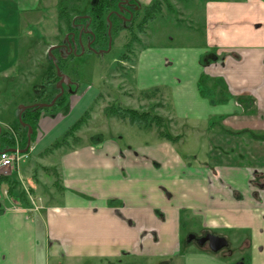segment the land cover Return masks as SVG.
<instances>
[{"label": "crops", "instance_id": "crops-1", "mask_svg": "<svg viewBox=\"0 0 264 264\" xmlns=\"http://www.w3.org/2000/svg\"><path fill=\"white\" fill-rule=\"evenodd\" d=\"M181 6L178 13L199 19L201 43L146 44L122 79L134 95L122 102L138 110L155 103L154 114L168 121L175 139L161 137L155 126H135L148 129L153 143L122 146L117 129L126 120L103 107L91 111L76 141L46 151L104 90L118 92L111 79L101 90L72 86L62 107L41 113L25 163L0 171V176L13 173L30 194L29 204H22L0 181V264H46L60 256L77 262L110 259L108 264L124 257L157 259L155 264H227L217 255L184 248L188 231L205 230L227 232L234 242L251 245L253 264H264V187L255 197L250 185L254 172L264 176V0H185ZM11 16L1 22V37L18 34L24 25L17 11ZM37 51L35 65H0V77L17 78L19 84L0 110V131L16 130L2 114L22 118L30 91L38 95L51 68H40ZM92 126L100 138L94 143ZM190 141L206 146L207 159L194 155L189 161L177 152L176 144Z\"/></svg>", "mask_w": 264, "mask_h": 264}, {"label": "rangeland", "instance_id": "rangeland-1", "mask_svg": "<svg viewBox=\"0 0 264 264\" xmlns=\"http://www.w3.org/2000/svg\"><path fill=\"white\" fill-rule=\"evenodd\" d=\"M140 1L141 2H139V4L142 9V6L148 0ZM184 1L185 0H167V3L169 2L171 5L173 4L170 7H168L166 2H163L162 13L158 14L156 19L147 24L145 35L137 34L138 32L134 27V25L137 24V22L140 20L142 14L141 9H139L140 12L138 11L137 14L134 13V16L130 22H121V20H119V17L113 16V13L111 14V12L109 11H106L104 13L105 23L103 33L96 44V50L102 51H100V53L88 51L83 53L82 48L80 47L78 53L72 59V62H63L64 64L66 63L64 65V71L70 74L73 79H77V84L81 83V85L84 84L88 87L101 90L102 84L105 83L107 79H111L112 81L116 80L118 82V92L114 91L113 89L111 90V88H109L110 90H104V93L100 94L97 97L96 101L92 102V104L88 106L87 110L90 111V113L95 112L96 110L100 111L103 107L106 114V111L108 109H114L115 107H127L125 102H122V100H125L126 97L132 98L134 95H132L133 93L129 92L127 89L124 88L122 79L134 65L136 52H138V50H140L141 47H143L144 45L151 43L150 46L154 48L162 46L166 43L171 44L170 46H192L197 45V43H201V23L199 19L193 15H188L186 13H178L183 12L181 2L184 5ZM113 7L111 11L115 10L117 13L120 12L121 15L124 14L120 10L118 11L117 8ZM91 8V0H0V25L4 19L9 20L13 11H17L18 15L20 14L21 24H24L18 34L12 32L11 36H5V38L0 36V44L3 45V47L0 48V65L21 64L23 65V67L32 66L33 64L35 65L37 64V61H34L33 58L35 48L37 47V52L39 55L38 58L41 61L40 63H42L40 64V68L47 66L52 68L51 65L54 63L53 57L55 61V55L60 56V53H57L55 49L51 50V54L49 53V48L53 46L50 45L52 42H54L55 44L64 43V35L69 30L74 31L77 34L80 29L87 27L92 30V32H94V25L91 17ZM200 9L201 6H197V12H200ZM82 16H90V21L89 19H85ZM107 17L109 18L111 23L110 47L108 44L107 35L109 23L105 21ZM11 18V23L13 25L14 20L16 19L12 16ZM73 18H75V25L74 27H70ZM32 20L33 22L32 24H30V21ZM132 27H134L133 30ZM134 31L135 34L140 38L139 42H135L133 39L131 40V34H134ZM50 36H52L53 38H50ZM86 38H89V36H86ZM82 41L83 44H85V37L82 38ZM41 65L43 67H41ZM36 73H39V75L34 83L39 84L40 77L43 72L42 70H40ZM16 80V82L11 80L8 81L5 78L0 77V86L2 91L0 92V110H2V107L5 105L7 107L8 103L11 101L10 91L19 88V84L17 83L18 79L16 78ZM41 87L42 85L40 83V85L38 86L39 90L35 89V91L38 90L37 94H39ZM45 89H47V93L50 95L48 97V101H46V99H42L40 101L43 103L50 102V98L52 97V95L55 94L56 90L59 91L56 85H54V87L52 88H48V86H45ZM68 91V88H66L65 92ZM151 93L153 92H150L149 94ZM108 94L109 97L107 96ZM149 94H141L140 97L146 98L150 96ZM30 95V101L28 102V104L25 105H32L36 103L34 102L36 95H34L32 90L30 91ZM71 95L75 96L74 93ZM155 96V93L151 94V97ZM74 98L75 97H73V99ZM155 99H157V96ZM13 105L14 104H12L11 106ZM155 106V103H152L150 107H147L148 111L154 114L153 109ZM82 113L83 112L79 113V115H81ZM11 114L13 113H9V111L4 112L1 117L5 123H8V128H18L20 120L19 118H10ZM117 117H119V115ZM86 122L89 123V119L86 120ZM84 124L82 126H84ZM94 125L98 127L99 122L98 125L95 123ZM92 127L94 131H90V133L93 134L91 142L94 143L95 139L100 138L99 135L97 136L96 134H94L95 131H97L94 129L95 126ZM156 128L158 129V127ZM159 129L163 132L169 131L168 121L163 120V122L160 123ZM117 130L119 131L117 135L119 137V141L117 142L121 143L122 146H127L126 143H132L134 145L138 143H153V134L148 129H139L135 126H131L126 121L122 124H119ZM78 131L79 129L74 132V135L67 137L66 143L68 145L76 141ZM15 132L16 131H12L15 137V145L13 147L22 148L23 136L26 134L27 131L24 127L20 129L18 133ZM96 133L99 132L97 131ZM89 134H86V136H88ZM175 147L177 152L181 156H183L184 159L186 158V160L192 161V159H194V155H196L198 160L200 161L207 159V149L206 146H202V143L197 144L195 141H190L188 143H185L184 146L176 144ZM25 161L26 160L24 156H21L19 164L22 165L25 163ZM11 176L17 178L16 176H14L13 173ZM18 182L20 184V181ZM20 187L26 192V190L24 189V187H22L21 184ZM185 227L187 229V226ZM186 232L187 230H185V233ZM191 247L196 248L195 246ZM234 247H236V245ZM243 253L249 254V249L245 250ZM47 260L48 262H46V264H108V261H110V259H102L103 261H101L100 259L91 258L83 259L77 262L72 260H66L64 257L61 256L50 257ZM112 261L115 264H155L157 262V259H152L151 261H149L146 258L139 257L135 260H132L128 257H124L121 263H118L117 259Z\"/></svg>", "mask_w": 264, "mask_h": 264}, {"label": "trees", "instance_id": "trees-1", "mask_svg": "<svg viewBox=\"0 0 264 264\" xmlns=\"http://www.w3.org/2000/svg\"><path fill=\"white\" fill-rule=\"evenodd\" d=\"M117 0H99L95 5H92L91 8V17H92V22L94 25V34L98 38V40L101 38L100 36L103 33V28H104V13L106 11L111 12L112 7L117 8L116 3ZM166 2L168 7H170V3H167V0H153L150 4L140 6V9L142 11L140 20L137 22V24L134 25L136 31L138 32L137 34H144L146 31L147 24L151 22L157 14L162 10V3ZM140 12V11H139ZM137 14V13H136ZM107 21V20H105ZM132 27V30L134 29ZM131 30V29H130ZM134 40L135 42H139L140 38L135 34H131V40ZM129 44V43H128ZM127 44V45H128ZM45 78L48 80L52 78V81L48 80L40 89L39 94L35 97L34 102H40L42 99H46L48 101V97L50 94L47 93V90L45 89V86L52 84V82L55 80V70L52 68L49 70L45 76ZM73 90V88H71ZM58 91V90H57ZM56 91V92H57ZM66 92L62 94L61 97H59L52 106L50 107H29L23 111L22 114V122L28 124L32 131H31V137H30V144L34 140L35 137V132H36V124L39 120V117L42 112H47V113H53V111H56L58 108L62 107L65 104L66 100ZM55 95V94H54ZM52 95V97L54 96ZM47 97V98H46ZM51 97V98H52ZM50 98V100H51ZM107 114L109 115H114L118 116L121 119L126 120L131 126H138V127H151V126H156L158 127V133L161 137H164L168 140H174L175 137L172 136L169 131H162L160 130V123L166 121L162 117L151 113L150 111H138L133 108H127V107H115L114 109H108ZM90 117V112L85 111L84 114L76 120L69 128L67 131L63 133L60 139L56 140L51 147H49L46 151H51L52 149L67 145V137L74 135V132L77 131L82 127V125L86 122V120ZM160 122V123H159ZM21 123L19 124L18 128H16V132L22 128H24ZM25 130L27 131L26 127ZM26 140L27 136L26 134L23 136V145L22 148L26 146ZM22 144V143H21ZM15 145V137L14 134L11 131L6 130H1L0 131V147L4 149L8 148H14L13 146ZM30 147V146H29ZM29 151V148L25 151L27 153ZM0 181L1 182H6L8 185L7 188V193L17 199L20 203L28 205L29 204V199L26 194V192L21 189L19 182L14 178L10 177L9 175L6 176H0ZM17 191V192H16Z\"/></svg>", "mask_w": 264, "mask_h": 264}, {"label": "flooded vegetation", "instance_id": "flooded-vegetation-1", "mask_svg": "<svg viewBox=\"0 0 264 264\" xmlns=\"http://www.w3.org/2000/svg\"><path fill=\"white\" fill-rule=\"evenodd\" d=\"M116 6H117V10L118 11L120 10L124 14L121 15L120 12L117 13L115 10L111 11V14L113 13L112 14L113 16L119 17V20H121V22H127V21L130 22L134 16V13H137L140 9L139 0H117ZM82 17L85 19H89V21L91 18L90 16H82ZM109 21L107 20L108 23ZM74 25H75V20L71 22L70 27H74ZM107 35H108V31H107ZM86 36H89V38H86ZM84 37H85V42H84L85 44H83L82 41V38ZM64 39H65L64 43L56 44V46L53 49H55L57 53H60V56L55 55V63L58 66L59 71L61 73L66 74L67 77L61 78L60 76H58L54 63L51 65L52 68H54L55 70V76H56L52 84L56 85L59 80L66 81V83H63V87H64L63 93H65L67 86L72 87L78 83L76 81L77 79H73L70 74L64 71V65L66 63L64 64L63 62H72V59L78 53L80 47L82 48L83 53L86 51L100 53V51H102V50H96V44L98 38L96 37L94 32H92V30H90L87 27L80 29L77 32V34L74 31H70V30L67 31L64 35ZM108 42H109V35H108ZM52 68H50V70ZM48 80L52 81V78ZM48 80L44 77L41 82V85L43 86ZM68 90L69 92L72 91L71 88H68ZM58 92L59 91H57L56 94ZM263 179L264 176L260 172H254V177L250 185L254 189L252 194H254L255 197L258 196V190L264 187ZM211 235L224 237L226 244L218 248L216 251H213L212 246H216V245L213 242H210V239L203 240V238H207V236H211ZM235 245L236 247H234ZM191 246H195L196 248H193ZM185 247L187 248L191 247L192 249H197L199 251H203V252L205 251L217 255L223 261L227 262V264H253L252 246L244 245L243 243L234 242V240H232L231 238V235L227 232L219 233L211 230L210 231L205 230L196 233V232L188 231L184 236V248ZM247 249H249V254H244L243 252ZM257 249L261 250L262 246L257 247ZM158 264H172V263L160 262Z\"/></svg>", "mask_w": 264, "mask_h": 264}, {"label": "water", "instance_id": "water-1", "mask_svg": "<svg viewBox=\"0 0 264 264\" xmlns=\"http://www.w3.org/2000/svg\"><path fill=\"white\" fill-rule=\"evenodd\" d=\"M97 3V0H92V2H91V4L92 5H95ZM107 20L109 21V18H107ZM110 26H111V23H110V21H109V28H108V35H109V42H108V44H109V47H110V43H111V36H110ZM55 46L53 45V46H51L50 48H49V53L51 54V50L54 48ZM53 62H54V65H55V67H56V70H57V75L58 76H60L61 78H65V77H67L66 76V74H64V73H61L60 71H59V69H58V66L56 65V63H55V61H54V57H53ZM63 83H66V81H63V80H59L58 82H57V84H56V86H57V88L59 89V92L51 99V101L50 102H45V103H43V102H36V103H34V104H32V105H25V106H22L21 107V112L22 111H24L25 109H27V108H29V107H50V106H52L53 105V103L63 94V92H64V87H63ZM21 112H20V115H21ZM19 120H20V123L23 125V126H25L26 127V129H27V132H26V136H27V140H26V146L23 148V149H21L20 151L22 152V153H24L28 148H29V146H30V137H31V131H32V129H31V127L28 125V124H26V123H24V122H22V120H21V116H19ZM4 150H8V151H13L14 150V148H8V149H4ZM205 239H210V242H213L216 246H212V250L213 251H216L218 248H220L221 246H223V245H225L226 244V242H225V238L224 237H219V236H207V238H203V240H205ZM202 240V241H203Z\"/></svg>", "mask_w": 264, "mask_h": 264}, {"label": "built area", "instance_id": "built-area-1", "mask_svg": "<svg viewBox=\"0 0 264 264\" xmlns=\"http://www.w3.org/2000/svg\"><path fill=\"white\" fill-rule=\"evenodd\" d=\"M20 150L21 148L18 147L14 148L13 151L0 149V171L6 172L8 169L17 167L21 156L25 155ZM26 193L30 195L28 191Z\"/></svg>", "mask_w": 264, "mask_h": 264}]
</instances>
